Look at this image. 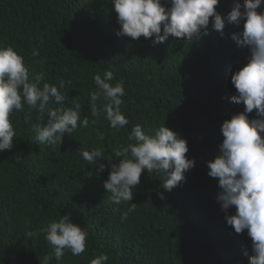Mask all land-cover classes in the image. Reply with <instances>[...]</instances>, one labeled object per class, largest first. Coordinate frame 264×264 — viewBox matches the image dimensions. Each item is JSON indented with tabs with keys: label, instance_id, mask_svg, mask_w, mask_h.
<instances>
[{
	"label": "trees",
	"instance_id": "obj_1",
	"mask_svg": "<svg viewBox=\"0 0 264 264\" xmlns=\"http://www.w3.org/2000/svg\"><path fill=\"white\" fill-rule=\"evenodd\" d=\"M233 3L219 0L216 6L225 19L223 35L210 17L206 35L192 41L170 35L154 43V38L117 35L112 0H0V45L23 57L31 79L44 73L41 87L55 85L65 96L50 101V108L79 103L81 120L90 121L49 145L38 143L33 129L46 123L47 113L32 110L26 120L24 104L10 114L14 144L0 152V264H43L45 256L51 257L49 264H90L101 253L109 257L106 264H250L252 239L247 229L237 234L227 224L235 206L222 210L218 178L208 175L207 166L219 153L223 122L245 109L231 100L237 94L231 77L250 56L247 46L232 39L244 23L227 21ZM257 11H264V3ZM105 70L114 73L110 83L124 82L120 107L129 123L119 130L109 126L104 113L91 115L90 97L98 91L93 76ZM97 103L102 106L103 100ZM248 116L257 118L256 110ZM136 124L148 134L164 124L178 133L195 166L170 192L162 188L163 174L144 170L133 200L115 204L104 187L111 167L105 158L134 143L128 136ZM93 148L104 152L97 158L106 166L101 173L81 155ZM131 203L135 211L122 220ZM65 214L86 231V249L79 256L64 249L58 261L41 229ZM27 232L35 235L29 238Z\"/></svg>",
	"mask_w": 264,
	"mask_h": 264
},
{
	"label": "clouds",
	"instance_id": "obj_2",
	"mask_svg": "<svg viewBox=\"0 0 264 264\" xmlns=\"http://www.w3.org/2000/svg\"><path fill=\"white\" fill-rule=\"evenodd\" d=\"M262 3L264 0H244L243 4L234 0L226 17L229 23L236 25L244 22L243 30L233 34L232 39L250 51L246 65L231 77V83L237 90L231 100L237 104L243 102L245 109L223 122L221 132L224 139L219 153L207 164L208 175L218 178L220 191L216 199L222 210L227 213L235 206V214L226 215L227 224L237 234L247 229L252 239L250 264H264V11H257ZM112 4L120 25L117 35L133 40L143 36L154 38V43H162L171 35L192 41L202 32L207 34L210 17L212 27L222 35L225 27V19L216 10L219 0H167L170 6L162 0H112ZM32 55L38 57L39 50L34 48ZM44 79L43 72L31 79L23 57L12 46L0 45V152L12 149L16 133L9 117L13 110H22L24 104L29 108L26 120L30 119L32 110L41 116L47 113L49 117L46 123L33 124L35 139L40 144L61 143L65 133L72 134L78 126H89L87 117L81 120L79 103H74L72 109L49 107L50 101H64L65 96L55 85L43 83L41 87ZM93 79L98 91L90 97L91 115L99 117L104 113L111 128H124L129 123L120 107L122 97L126 95L124 82L110 83L114 79L111 70H105L103 76L94 74ZM60 87H64L63 82ZM101 100L102 106H98L97 102ZM254 109L257 118L249 119L248 114ZM92 123L95 124L96 120ZM128 140L134 143L114 148L113 154L105 158L111 167L104 187L115 204L133 200L132 189L140 183L144 170L163 174L162 188L170 192L185 180L184 173L195 166V160L185 155L189 151L186 139L165 124L154 134H148L140 124H136ZM81 155L89 164L98 165V173L105 170V164L97 159L104 158L100 148L85 150ZM113 157L122 159L119 163H111ZM160 197L164 198L163 193ZM136 206L131 203L121 219H127ZM41 231L53 247L58 261L64 249L70 250L74 256H79L86 249V231L73 223L67 214L50 222ZM33 235V232L26 233L29 238ZM50 259L45 256L43 264H49ZM108 259L107 254L101 253L90 264H106Z\"/></svg>",
	"mask_w": 264,
	"mask_h": 264
}]
</instances>
